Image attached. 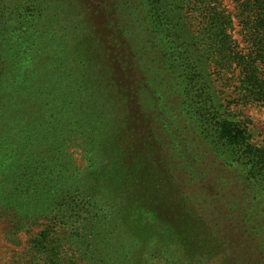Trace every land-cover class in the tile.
Here are the masks:
<instances>
[{
	"label": "trees",
	"instance_id": "obj_1",
	"mask_svg": "<svg viewBox=\"0 0 264 264\" xmlns=\"http://www.w3.org/2000/svg\"><path fill=\"white\" fill-rule=\"evenodd\" d=\"M103 1L106 45L95 18L65 25L44 0H0V221L42 226L30 264H264V216L231 175L262 191L264 147L224 118L216 90L237 68L235 102L264 105V0H236L246 56L215 0ZM173 79L202 103L193 114L171 100ZM73 128L88 135L84 170ZM220 177L238 188L230 202H215Z\"/></svg>",
	"mask_w": 264,
	"mask_h": 264
},
{
	"label": "rangeland",
	"instance_id": "obj_2",
	"mask_svg": "<svg viewBox=\"0 0 264 264\" xmlns=\"http://www.w3.org/2000/svg\"><path fill=\"white\" fill-rule=\"evenodd\" d=\"M218 10H220L224 16L228 18L229 24H225V31L230 36V41L232 46L235 45L236 49L242 51L244 56L250 54L249 48L251 46V39L249 37V31L243 26V17L239 15L241 12L239 3L236 0H215ZM46 4L53 5L61 9L60 14L62 17L60 21L62 24H67L69 21H72L76 24H83L84 21H88V18H95L98 20L99 30L101 31V38L99 43L106 45L109 42L106 41V37L112 28L106 27L107 17L103 16L104 10H102L105 5L103 0H44ZM81 3H85L84 5ZM99 4L100 7H96ZM4 10V9H3ZM195 15V14H194ZM87 16V17H86ZM245 22V20H244ZM60 27L58 26V31ZM81 38L87 40L88 37L93 35V43L95 40V32L92 29H88L83 26V31L80 30ZM86 42V41H85ZM108 47H106L107 49ZM158 48L154 46L151 48L149 46L150 52H156ZM137 58V57H135ZM175 68V65H170L169 70L172 71ZM239 70L237 68H232L231 71L227 72L223 77L222 82L216 83V90L222 100L224 105L223 116L227 119H233L237 121L241 128L249 131L252 135V142L255 145L264 147V105L259 102H252L250 100H243L239 103L235 102L236 95H238L239 90ZM213 79H219L216 76H213ZM174 80V79H173ZM178 80L172 82L171 90L169 95L171 100L178 102L182 100L179 106L183 109H187L189 114H193L194 111L202 105L199 99L194 98L193 94L190 93L186 88L178 87ZM158 97V103L160 104L161 97ZM154 98L155 97H151ZM142 104V101L134 102V107ZM81 104L78 106V113L81 114ZM145 127H140L139 129H134L135 131L143 134L145 132ZM73 134L68 140V154L71 164L77 168L84 170L86 166L85 161V147L84 140L82 137L87 138L88 135L84 134L82 136L78 135L76 128H73ZM134 136L138 135L134 131L132 132ZM89 142V140H88ZM230 167V166H227ZM235 174V173H234ZM234 174L235 180L232 182H246L247 192L250 195L240 196L239 199L243 202H253V206L256 207L257 216H264V206L257 205L261 202V198L264 194V188L262 191L257 190L253 184L254 180L246 181L244 177L237 178ZM227 179V177H220V180ZM180 180V179H178ZM177 182V180H176ZM226 185L220 191L216 192L214 199L224 202H230L238 194V188L235 186V183H231L228 179L225 181ZM256 184V183H255ZM253 188L256 190L253 191ZM263 193V194H262ZM252 195V196H251ZM255 196V197H253ZM212 199V198H209ZM7 221H0V264H30L28 259V242L30 238L36 234L42 226H35L31 229H28L27 232H18L15 233L12 230H9V225ZM194 264H222V258L216 257L213 259L200 258L199 261Z\"/></svg>",
	"mask_w": 264,
	"mask_h": 264
}]
</instances>
